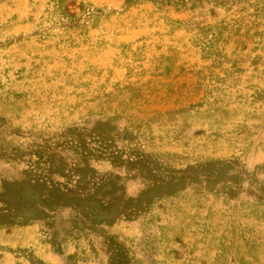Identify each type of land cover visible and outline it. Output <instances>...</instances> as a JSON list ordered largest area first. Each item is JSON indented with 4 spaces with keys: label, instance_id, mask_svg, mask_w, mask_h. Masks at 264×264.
I'll return each instance as SVG.
<instances>
[{
    "label": "rangeland",
    "instance_id": "1",
    "mask_svg": "<svg viewBox=\"0 0 264 264\" xmlns=\"http://www.w3.org/2000/svg\"><path fill=\"white\" fill-rule=\"evenodd\" d=\"M264 264V0H0V264Z\"/></svg>",
    "mask_w": 264,
    "mask_h": 264
},
{
    "label": "trees",
    "instance_id": "2",
    "mask_svg": "<svg viewBox=\"0 0 264 264\" xmlns=\"http://www.w3.org/2000/svg\"><path fill=\"white\" fill-rule=\"evenodd\" d=\"M112 264H129V260L126 254L120 251L119 253L116 252L114 257L112 258Z\"/></svg>",
    "mask_w": 264,
    "mask_h": 264
}]
</instances>
